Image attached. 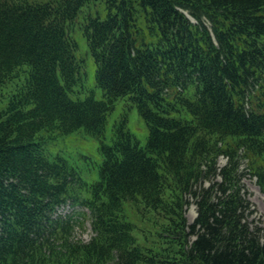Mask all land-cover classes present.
Returning <instances> with one entry per match:
<instances>
[{
    "label": "trees",
    "instance_id": "trees-1",
    "mask_svg": "<svg viewBox=\"0 0 264 264\" xmlns=\"http://www.w3.org/2000/svg\"><path fill=\"white\" fill-rule=\"evenodd\" d=\"M120 98L144 145L125 117L104 142ZM0 103V264H264L239 170L264 161V0H0ZM78 131L99 143L95 180L89 156L50 148ZM248 170L264 193V164ZM125 204L162 211L154 248Z\"/></svg>",
    "mask_w": 264,
    "mask_h": 264
},
{
    "label": "rangeland",
    "instance_id": "rangeland-1",
    "mask_svg": "<svg viewBox=\"0 0 264 264\" xmlns=\"http://www.w3.org/2000/svg\"><path fill=\"white\" fill-rule=\"evenodd\" d=\"M75 36L79 43L80 53L85 55L86 45L84 38L80 34ZM85 70L87 77L85 90L90 91L92 89L94 96L98 99L101 98L100 89L94 87V65L92 60L87 59ZM71 95L74 96L75 94ZM1 105L2 104L0 103V106ZM124 117L126 119V128L136 136L141 145H144L147 137L146 125L138 114L136 108L132 106L126 98L118 99L115 102L113 109L109 112L103 131L104 142L106 144L111 142L114 125L121 122ZM98 145L99 143L95 138L85 135L82 131H78L77 133L69 134L63 138H59L56 141L51 142L50 148L53 150L61 149L65 153L89 156L93 160L94 166L90 169V171L83 172V176L86 179L95 180L98 176L97 164L101 162ZM226 160L227 158L225 156L220 155L217 159V166L219 168L222 167ZM263 164L264 161L260 159L259 155L246 152V155L244 157L242 156L239 165V170H241L242 174L241 184L245 191L246 197L250 201L251 213L247 215V218L251 221L252 225H255L259 228L258 234L261 242H264V193L257 183V175L255 173H251L248 168L250 166L257 168ZM216 178L218 179V176ZM207 183L208 182L206 181L205 184ZM190 202H192V199H190ZM82 210L86 209L82 206L73 205L67 202L63 206H60L57 209V212L63 215L68 213L74 214L73 216H78L79 218L77 220L79 223H75L72 230V236L74 239L88 241L93 235V231L90 225L89 216L86 214L82 216L78 214V212ZM125 212L135 226L134 234L137 237V240L146 247L154 248L156 240L155 233L158 230L159 224L164 221L162 218V211H156V214L153 211L142 208V206L136 209V207L132 204H125ZM184 215L186 216L188 222H191L194 219L196 215L194 203H189L184 206Z\"/></svg>",
    "mask_w": 264,
    "mask_h": 264
}]
</instances>
